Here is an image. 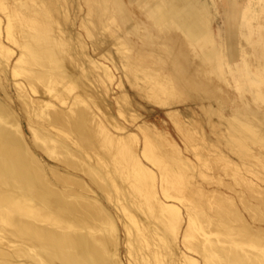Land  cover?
Segmentation results:
<instances>
[{"label":"bare ground","instance_id":"bare-ground-1","mask_svg":"<svg viewBox=\"0 0 264 264\" xmlns=\"http://www.w3.org/2000/svg\"><path fill=\"white\" fill-rule=\"evenodd\" d=\"M72 1L0 0V264H125L117 220L127 234V264H264V34L253 39L229 0L222 8L227 27L216 33L209 0H140L156 25L183 34L200 73L194 78L178 66L186 52L172 32L164 38L172 67L152 66L160 73L147 69L142 49L127 55L117 48L127 81L133 74L153 84L138 95L157 108L182 106L168 93H185L200 104L213 140L201 123L170 110L172 124H137L121 79L115 110L108 99L115 76L100 60L117 67L97 31L115 11L129 20L128 11L121 0H85L93 25L87 45L65 30ZM238 34L253 58L238 50ZM109 36L117 46L130 44L117 31ZM206 66L232 79L238 96L201 78ZM184 151L205 168L220 162L240 188L212 181ZM182 170L206 179L190 187L205 206L183 203L179 193L195 173Z\"/></svg>","mask_w":264,"mask_h":264},{"label":"rangeland","instance_id":"rangeland-1","mask_svg":"<svg viewBox=\"0 0 264 264\" xmlns=\"http://www.w3.org/2000/svg\"><path fill=\"white\" fill-rule=\"evenodd\" d=\"M210 1L211 0H209L208 2L209 10L212 14V20H211L210 27L213 30V32L216 33L220 27H224V28L227 27V21L224 18L222 8L227 7L226 2H228V0H215L216 2L215 7L211 4ZM229 1L234 2L235 7L238 9H241L242 12L239 11L238 18H240L243 21H247L250 24L249 25L250 28L248 29L246 28V31L251 33L252 30H254L251 33L253 39H257L260 37V35L264 34V1L263 0H229ZM72 2H73L72 3L73 6L72 8L69 9V17H68V22L66 24L65 30H67V32L71 36H73V38H76V36L79 35L85 41L87 45H90L91 39L88 37V30H92L93 25L89 21V16L87 14L86 9L88 5L86 4L85 0H73ZM77 2L80 3V7L82 8L80 12H77V8H76ZM121 2L126 8V10L128 11V15L130 19L126 20L125 22L120 21L118 17V13L115 11V14L112 17V20L108 21V26L104 28L103 27L98 28V31H97V36L99 37L98 39L100 41V46L104 47V46L109 45L112 59L115 63V66L117 67V69H115L111 65L110 62L100 60L105 65L112 68L113 74L115 76V82H114V85L111 86V91L109 92V97H108L111 105L115 108V110L117 109L119 105L116 103L117 101L116 99L121 95V89L117 88L116 84H117V81L121 79L125 83L126 88L129 90V93L127 92V94L129 95L128 96L129 100L131 99L130 100L131 108L134 109L133 111H135V113H137V115L139 116L137 124L143 121L148 124H157V125L159 124L166 125L168 123L172 124L169 118L166 116V110H170L175 113H179V116L181 117L180 119L184 121L185 123H188L189 121L196 122L197 124L201 123L203 130L209 133L205 120L201 115V110L199 108L200 104H196L189 100H185V96H186L185 93L179 92L178 93L179 95H178V94L173 93L174 92L173 90L171 91V93H168L169 98L172 97L173 99L181 100L182 106H179V107L175 106L172 108H157L148 101L149 98H144L138 95V93L143 95L144 92L142 88L149 90L153 86V84L149 85V83H147L144 80H138V79L134 80L133 74H129L132 80L131 81L132 83L127 81L125 74H124V68L119 58L120 54L117 48L118 47H120V49L122 48V52H124V54H127V55H132V54L137 55V51L139 50V48L142 49L145 52L146 58L148 61L147 69L153 71L154 73H160L161 72L160 70L153 68V67H157V66H159V68H162V67L164 68V67H169V66L172 67L171 59L169 58L172 52L170 45H169L170 40H168L167 38L166 40H164V38L168 37L169 34L172 32H175L180 37L181 39L180 43L182 44V48L186 52V59L181 60V63L178 64V66L181 68L182 67L189 68V70L193 72V74H191L192 75L191 77H194V78L198 77L196 73H200L199 72L200 68L197 62H195L197 58L193 55L192 47L189 45V43L187 42V40L185 39V37L180 31L169 30L171 29V27L162 28L156 25L153 19L148 15L147 7L140 0H121ZM222 2H223V5H222ZM126 26L128 28H126ZM129 27H131L130 29H133V27H137L138 30L136 32L129 33ZM148 30H150L149 32L150 34L148 33ZM234 30L237 32V28H235ZM114 31L121 33L122 36L129 39L130 44L128 47L127 46L121 47L120 45L117 46V44H113V37L109 36V34ZM145 33L149 34L148 39H145V38L142 39L143 34ZM140 34H142V37H140ZM237 36L238 37L236 38L239 39V42L237 45L238 50L241 49L242 47V49H245L246 51H248L250 56L253 58L254 55H253L252 45L247 43L241 36H239V34ZM124 37H122V39ZM105 40L107 41L105 42ZM123 47H127V49ZM12 48L16 52L18 51L16 47H12ZM90 54L92 55L91 51H90ZM154 55H156L157 58L162 59V62L160 64L154 61L155 60ZM15 59H13L12 63L15 61ZM209 67L206 66L204 73H202L201 75V78H205L206 81L212 79V81H214L217 85L223 88L225 94L228 92L229 95L232 97L238 96L239 91H237V89L235 88L234 81L232 79L229 80V83L222 81L221 79L218 78L217 76L218 73L214 70L211 71ZM163 73L164 75L172 76L171 72L163 71ZM137 74L140 76L142 75V73H137ZM227 77L229 76L227 75ZM10 82L13 83V81H10ZM11 90H12L11 93H15L13 84H12ZM246 95L249 96L250 94L246 92ZM227 106L228 108L232 107V105L231 104L229 105V103L227 104ZM155 109H158V112H155L154 111ZM115 115L116 113L114 112V116ZM212 121L214 123H217L218 118L214 116ZM24 125L26 129V123H24ZM26 135H29L27 129H26ZM209 135L211 136L213 140L216 137V135L213 133H209ZM174 137L178 145L184 148V143L182 141L181 135L180 136L174 135ZM184 154L186 157L190 158L193 161V163L197 165L200 169L202 168L201 169L202 172L205 173L207 177L211 178L212 181L216 180V178L219 177L225 183L229 184L230 186H233L236 190L240 188L239 185L236 184V182H234L232 171L223 170L222 164L220 162H214L211 160L209 161L208 168H205L201 166V164L199 165V163H197L196 159L193 157L191 152L184 151ZM203 154L206 155L207 152L204 151ZM182 172L184 174L187 172L192 175L193 173H195L189 179L187 186H185V184L183 185V187H185V190L179 193V195H182L184 198L183 203H186V204L198 203L200 204V206H205L203 204V201L202 202L200 201L198 194L195 193V191H192L190 187H192L193 185L199 184V183H205L206 179H203L201 176L197 175L198 172L191 173L190 171H186V170L184 171L182 170ZM211 189L212 188L209 185L207 190H211ZM228 191L231 192L230 190ZM208 199H210V201L208 200L206 204L212 206L214 204L213 198L208 197ZM179 206L181 210H183V214H184V211H185L184 207L181 205ZM242 215L245 220H252L250 216L248 215V212L244 209H242ZM117 221H118L117 225L119 227L118 237L120 241V256H121L122 261L125 264H127V246L125 245L127 234L125 230L123 229V226L120 223V221L119 220ZM179 248L181 249V251L189 252L181 243L179 244ZM194 257L197 258L196 255Z\"/></svg>","mask_w":264,"mask_h":264}]
</instances>
